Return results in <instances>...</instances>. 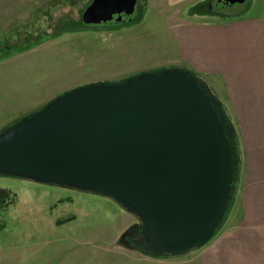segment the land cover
<instances>
[{"label": "water", "instance_id": "water-1", "mask_svg": "<svg viewBox=\"0 0 264 264\" xmlns=\"http://www.w3.org/2000/svg\"><path fill=\"white\" fill-rule=\"evenodd\" d=\"M135 3L93 0L82 20L128 24ZM220 105L183 67L77 87L0 133V175L109 197L139 218L130 248L185 255L214 238L234 199L236 129Z\"/></svg>", "mask_w": 264, "mask_h": 264}, {"label": "rangeland", "instance_id": "rangeland-1", "mask_svg": "<svg viewBox=\"0 0 264 264\" xmlns=\"http://www.w3.org/2000/svg\"><path fill=\"white\" fill-rule=\"evenodd\" d=\"M92 1L0 0V133L77 87L182 68L176 26L195 15L217 16L197 13L206 6L216 12L217 0H136L128 24H85ZM254 1L263 11L264 0ZM249 3L238 1L224 15ZM242 164L224 224L238 204ZM0 188L10 192L0 204V264H187L193 258H152L130 248L123 235L139 218L109 197L5 175Z\"/></svg>", "mask_w": 264, "mask_h": 264}, {"label": "crops", "instance_id": "crops-1", "mask_svg": "<svg viewBox=\"0 0 264 264\" xmlns=\"http://www.w3.org/2000/svg\"><path fill=\"white\" fill-rule=\"evenodd\" d=\"M256 9L251 0L233 16L195 15L176 26L177 64L213 89L243 159L236 210L209 243L183 255L193 256L187 264H264V10Z\"/></svg>", "mask_w": 264, "mask_h": 264}, {"label": "trees", "instance_id": "trees-1", "mask_svg": "<svg viewBox=\"0 0 264 264\" xmlns=\"http://www.w3.org/2000/svg\"><path fill=\"white\" fill-rule=\"evenodd\" d=\"M206 9L207 10L211 9V7L210 6L209 7L206 6L204 9H199V11L198 12L196 11V12L200 13V14L207 13V14H210V15H218V16H222V17L235 15V14L224 15L225 11H220L218 9H215L216 12H212V11L211 12H207ZM204 11H206V12H204ZM185 69L190 73L191 77L204 89V91L208 94L209 97L214 99V101H219L220 102L219 98L214 93L213 89L201 78V76L198 73H196L194 70H191V69H188V68H185ZM220 104H221L220 106L222 107V110L225 111L221 102H220ZM235 145L237 147V142L236 141H235ZM239 169H240V165H239L238 171H239ZM8 195H10L9 190L4 189V188H0V204H4L6 202ZM233 201H234V199H233ZM233 201L230 203V206L232 205Z\"/></svg>", "mask_w": 264, "mask_h": 264}, {"label": "flooded vegetation", "instance_id": "flooded-vegetation-1", "mask_svg": "<svg viewBox=\"0 0 264 264\" xmlns=\"http://www.w3.org/2000/svg\"><path fill=\"white\" fill-rule=\"evenodd\" d=\"M137 227L138 226L135 225V226H132L130 229H131V231H134L135 228H137ZM128 240H130V241L134 240V241H137V242H141L142 241V236L136 235L134 238H128Z\"/></svg>", "mask_w": 264, "mask_h": 264}]
</instances>
